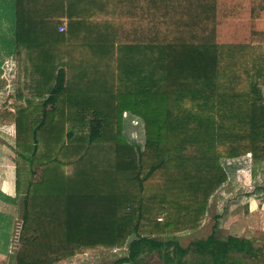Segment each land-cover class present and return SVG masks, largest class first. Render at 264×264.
Segmentation results:
<instances>
[{"label": "trees", "instance_id": "1", "mask_svg": "<svg viewBox=\"0 0 264 264\" xmlns=\"http://www.w3.org/2000/svg\"><path fill=\"white\" fill-rule=\"evenodd\" d=\"M4 10L13 32L2 43L25 54L33 85L0 111L18 156L11 264L123 248L108 264L264 257L218 223L186 247L168 239L198 228L229 180L224 159L264 160V0H13ZM135 120L144 144L126 134ZM7 221L0 213L9 246Z\"/></svg>", "mask_w": 264, "mask_h": 264}, {"label": "rangeland", "instance_id": "2", "mask_svg": "<svg viewBox=\"0 0 264 264\" xmlns=\"http://www.w3.org/2000/svg\"><path fill=\"white\" fill-rule=\"evenodd\" d=\"M12 4L13 0H0V10L5 11L4 7H10ZM12 28L13 27L6 16L1 15L0 111L5 103L9 109H13L12 105L17 101H15L11 95L16 94L17 90H22L24 94L29 95V88H33V85L27 78V65L25 64L27 58L25 57V54H20L18 58L10 56L7 54L8 48L4 47L2 43L1 37L11 36L13 32ZM26 84H28V87ZM19 103H24V100L19 101ZM89 115L91 118L92 116L90 113L87 114V116ZM123 116H125V112L123 113ZM130 124L125 127L128 139L137 140L141 144H144V133L139 129L137 121L135 120ZM14 128V126L12 129L0 127V139L11 147L12 159L16 166L18 156L16 153ZM20 161L22 160H19V162ZM223 164L228 171L229 180L210 198L207 212L201 220L198 228L190 232L176 234L168 239L175 240L182 246L186 247L200 239H206L212 233L214 225L218 223L223 237L230 234L246 236L253 239L256 246L264 250V217L259 216L258 213L260 212L258 211L256 213L251 212V210H253V205L259 206L260 210L264 209V160L254 162L252 160V155L248 154L245 157L237 159H224ZM14 194L16 195L17 192ZM9 197L11 198V196ZM14 203L12 206L10 205L8 207V212L13 214L10 215L11 218L7 221L9 228L6 225V229L9 230L7 232L10 233L9 240H11V242L9 243V246L6 245L7 242L0 243V253H3V256L0 254V264H11L8 250L11 251L14 249L17 243V229L19 227L20 218L17 216L18 206ZM1 236L2 235H0V238ZM161 238L167 239V237ZM2 240L7 241L4 237L0 242H2ZM126 252V248L118 250L117 253H112L106 249H96L65 259L56 264H108L113 259ZM243 259L248 264H264V257H244ZM148 264H165V262L159 254H156L148 261Z\"/></svg>", "mask_w": 264, "mask_h": 264}, {"label": "crops", "instance_id": "3", "mask_svg": "<svg viewBox=\"0 0 264 264\" xmlns=\"http://www.w3.org/2000/svg\"><path fill=\"white\" fill-rule=\"evenodd\" d=\"M0 127L12 129V125H2ZM1 131V130H0ZM1 136V134H0ZM12 149L6 142L0 139V213L3 217L11 218L13 213L8 212V207L13 205V198H15L16 192V166L12 159ZM11 196V198L9 197ZM15 204V203H14ZM257 204V203H256ZM7 209V210H6ZM258 213L259 216L264 217V209L260 210L259 206L253 205L251 212ZM4 225V224H3ZM1 240V239H0ZM2 240L0 243H5ZM9 252V250H8ZM3 256V253H0Z\"/></svg>", "mask_w": 264, "mask_h": 264}, {"label": "built area", "instance_id": "4", "mask_svg": "<svg viewBox=\"0 0 264 264\" xmlns=\"http://www.w3.org/2000/svg\"><path fill=\"white\" fill-rule=\"evenodd\" d=\"M125 115H126V113H125ZM250 155H251V153H249Z\"/></svg>", "mask_w": 264, "mask_h": 264}]
</instances>
